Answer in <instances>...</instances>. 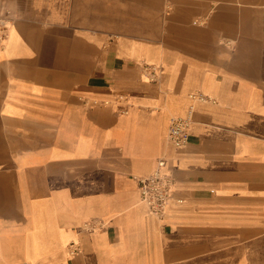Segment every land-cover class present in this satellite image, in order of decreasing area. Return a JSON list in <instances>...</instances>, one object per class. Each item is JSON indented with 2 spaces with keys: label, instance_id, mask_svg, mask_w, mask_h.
Segmentation results:
<instances>
[{
  "label": "crops",
  "instance_id": "1",
  "mask_svg": "<svg viewBox=\"0 0 264 264\" xmlns=\"http://www.w3.org/2000/svg\"><path fill=\"white\" fill-rule=\"evenodd\" d=\"M0 18V264H264V0H0ZM160 158L163 216L138 182Z\"/></svg>",
  "mask_w": 264,
  "mask_h": 264
},
{
  "label": "built area",
  "instance_id": "2",
  "mask_svg": "<svg viewBox=\"0 0 264 264\" xmlns=\"http://www.w3.org/2000/svg\"><path fill=\"white\" fill-rule=\"evenodd\" d=\"M8 34V25L5 19L0 18V47L4 44ZM193 97L205 98L201 92L193 93ZM192 109L187 116H175L170 124L168 138L175 147H183L189 141L190 129L192 124ZM165 158H160L158 168L150 175L139 177V190L142 199L149 205L150 210L163 216L167 211L170 200L172 199V190L175 184L174 177L165 172ZM178 202H183L182 198ZM72 252L78 251V245L72 243Z\"/></svg>",
  "mask_w": 264,
  "mask_h": 264
},
{
  "label": "rangeland",
  "instance_id": "3",
  "mask_svg": "<svg viewBox=\"0 0 264 264\" xmlns=\"http://www.w3.org/2000/svg\"><path fill=\"white\" fill-rule=\"evenodd\" d=\"M147 69H148V72L150 74L149 76L151 79L155 80L159 77V72H157V70H156L157 68L154 69V66L149 64Z\"/></svg>",
  "mask_w": 264,
  "mask_h": 264
}]
</instances>
